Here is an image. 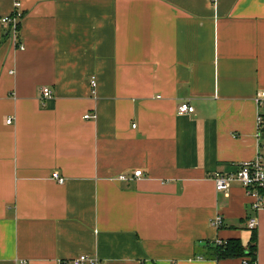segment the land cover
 <instances>
[{"label":"crops","instance_id":"crops-1","mask_svg":"<svg viewBox=\"0 0 264 264\" xmlns=\"http://www.w3.org/2000/svg\"><path fill=\"white\" fill-rule=\"evenodd\" d=\"M258 96L264 0H0V264H242L208 243L252 216L264 264V207L213 179L264 160Z\"/></svg>","mask_w":264,"mask_h":264},{"label":"built area","instance_id":"built-area-1","mask_svg":"<svg viewBox=\"0 0 264 264\" xmlns=\"http://www.w3.org/2000/svg\"><path fill=\"white\" fill-rule=\"evenodd\" d=\"M20 3L16 2L15 10L2 18V22L7 25L8 33L11 38L16 42V45L20 49H24L25 45L21 41L20 36V28L21 23L24 19V11L20 8ZM92 86H96V81H92ZM43 92V99L50 98L52 96V91L49 87L45 86L42 88ZM256 102L259 106L264 103L263 97H256ZM195 111L194 106H192L188 102H183L178 106V113L185 114V113H192ZM91 114H86L85 118H91ZM94 117V115H93ZM11 119L8 120L10 122ZM264 123V114L260 111L258 112L257 116V124L261 127ZM136 126V125H133ZM143 174L142 170L135 171L136 176H140ZM53 178L57 179L60 183L65 181L64 177H61L57 172L53 173ZM123 178H126L123 176ZM213 179L216 184V188L218 191H226L231 188V186L239 182L241 183L246 189L248 193L253 196L255 199L252 203V208L258 210L264 207V160L260 153L257 154V157L254 160L243 161L237 167L234 172L229 173H222V172H215L213 175ZM222 217L218 215L212 221V224L219 227L222 225ZM258 225V218L257 217H249L247 221L248 229L255 230ZM224 241L217 240L216 243L222 244ZM20 264H27L26 260L20 261ZM59 264H102L101 260L97 256H90V255H80L73 259H62L60 260ZM242 264H258L257 259H251L250 257H245L242 260Z\"/></svg>","mask_w":264,"mask_h":264},{"label":"trees","instance_id":"trees-1","mask_svg":"<svg viewBox=\"0 0 264 264\" xmlns=\"http://www.w3.org/2000/svg\"><path fill=\"white\" fill-rule=\"evenodd\" d=\"M262 192L264 193V190ZM208 246L211 249L210 252L214 253L217 258L250 257L251 259H257V232L256 229L253 230L251 240L247 245H244L239 238H231L222 244L210 242Z\"/></svg>","mask_w":264,"mask_h":264}]
</instances>
